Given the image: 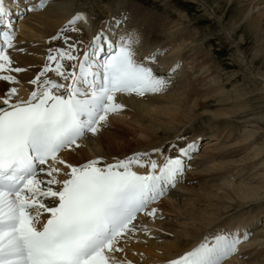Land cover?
I'll return each mask as SVG.
<instances>
[{"label": "snow or ice", "instance_id": "snow-or-ice-1", "mask_svg": "<svg viewBox=\"0 0 264 264\" xmlns=\"http://www.w3.org/2000/svg\"><path fill=\"white\" fill-rule=\"evenodd\" d=\"M24 3L23 11L31 13L44 10L48 0ZM127 20L121 14L106 22L113 31L97 30L81 49L83 41L67 35L89 22L77 12L46 41L63 46L47 49L40 72L28 81L33 89L27 98H19L15 86L0 98V264H132L117 258L125 251L121 242L140 243L138 232L156 239L138 217L163 219L151 206L181 182L198 141L170 144L175 155L153 148L111 162L97 157L74 165L61 155L80 148L110 116L124 112L119 96L164 94L180 67L176 63L157 74L152 65L165 55L160 49L139 60L142 34L135 28L119 31ZM0 27V81L18 85L11 73L26 69L12 67L8 54L16 30L5 0H0ZM49 72L66 83L48 78ZM249 239L246 230L205 235L167 264H225Z\"/></svg>", "mask_w": 264, "mask_h": 264}, {"label": "bare ground", "instance_id": "bare-ground-1", "mask_svg": "<svg viewBox=\"0 0 264 264\" xmlns=\"http://www.w3.org/2000/svg\"><path fill=\"white\" fill-rule=\"evenodd\" d=\"M19 1L6 0L13 7L16 5L17 9L23 8ZM193 1L199 2L206 13L220 23L217 14L204 1ZM239 1L246 4L243 19L246 20L253 15L264 19V0ZM77 12L86 14L89 22L87 25H78L81 30L79 33L67 35L73 40H82L81 49L97 30L103 29L111 33L113 29H109L106 22L119 19L121 14H125L128 20L120 25L119 31L135 28L143 36V42L137 48L139 60L160 49L165 51V55L159 57L152 65L157 74H166L176 63H179L180 67L164 94L144 97L119 96L118 100L125 105L124 112L110 116L107 125L98 135L92 137L89 134L81 142L80 148L63 152L61 155L65 161L78 165L102 157L105 161L111 162L113 158L122 159L134 152L162 148V143L158 140L169 138L166 136L162 139L159 137L160 134L171 136L169 143L179 145L181 141H177L176 138L180 131L191 127L198 118L205 115L216 124L225 123L227 120L228 124H231L235 111L205 110L211 106L209 104L211 100H215L218 106L230 101L226 99L228 94L223 91L219 71L213 70L209 63L208 51H204L205 45L198 46L196 37L187 33L182 21L176 19L177 21L169 22L167 25L152 23L151 26H144L136 18V13L130 9L124 11L118 5L112 8L108 5H87L77 0H48L44 10L27 14L23 19L21 28L16 31L15 48L9 49L8 54L13 61L12 67L26 71L11 73L20 81L18 85L0 81V98H3L13 86L19 89V98H27L33 89V85L28 81L40 72L45 63L47 49L63 46L62 42L53 41L49 44L46 41ZM234 43L237 45L235 41ZM47 76L57 82L66 83L51 72ZM258 80L264 89V79L259 77ZM3 86L6 92L2 94ZM243 121L249 124L248 127L252 131H246L245 127L242 131L237 130L236 134L227 132L228 136L216 130L209 139L198 142L202 150L199 148L193 154V158L187 161L182 183L167 198L152 206L159 210L158 217L162 215L164 218L170 214V218L166 220L156 218L153 221L143 215L138 217L140 223L146 225L151 230V236L156 239L138 232L135 239L141 242L128 244L121 242L125 251L116 254L118 259H127L132 264H167L169 260L176 259L196 247L205 235H212L206 232L213 229L217 231L222 221L228 219L229 211L236 210L238 215H243L244 213L240 211H244L253 203L255 205L263 203L264 206V153L261 146H264V138L259 136L254 126L256 121L263 122L264 116H254ZM137 130L144 135V139H136ZM128 136H132V139H128ZM193 140H189L188 143ZM234 153L240 154L239 158H235ZM166 154L174 155L169 151ZM153 158L157 159L158 163H163L162 158L158 156ZM239 206L244 208L237 210ZM263 217L264 207L258 214H253L245 218L246 220L239 219L232 225L235 230L238 228L241 234L245 230L251 234L250 239L239 246L238 253L225 261V264H264V221L259 224Z\"/></svg>", "mask_w": 264, "mask_h": 264}, {"label": "rangeland", "instance_id": "rangeland-1", "mask_svg": "<svg viewBox=\"0 0 264 264\" xmlns=\"http://www.w3.org/2000/svg\"><path fill=\"white\" fill-rule=\"evenodd\" d=\"M202 1L217 14L216 17L217 19L219 18L220 23L209 15V13H206L199 2L193 0H77V2L87 5H108L111 8L118 5L124 11L130 9L131 12L136 13V18H138L144 26H151L154 23L158 25H167L169 22H173L177 19L183 22L182 25L185 26L184 28L187 29L188 34L196 37L198 46H202V44L205 45L204 51H208L209 63L212 65L213 70L217 69V71H219L218 74L223 85V91L226 95L228 94L226 99L228 98L230 101L226 102L224 104L225 106H218L215 100H211L209 101L211 106L205 108V110L216 112L217 109H227L235 111L236 113H234L232 117L233 120H231V124H228V120L226 121L227 123L219 124V122H217L216 124L208 118L207 115L198 118L191 127L180 131L178 137H184V140L181 141L180 144L188 143L191 139L204 142V140L209 139L211 134L216 130L219 131V133L227 134V132L231 131L236 134L237 130L242 131L246 127V131H252V129L248 127L249 124L243 123V120L252 119L254 116H264V89L262 83L258 80L259 77L264 79V19H259L255 15H251L252 17L246 20L243 19L246 4L239 0ZM96 16L98 17V15ZM256 20H258V23H256ZM227 34L231 38L228 37ZM233 40L237 45H235ZM1 92L2 94L6 92L4 86ZM229 107H231V109ZM202 109L199 112H201ZM212 125L216 126L213 127ZM254 126L255 130H258L259 136L264 138V121H256ZM139 132L140 131L137 130L136 139H144V135ZM166 136L169 139L163 141L158 140L161 141L160 143H162L161 146L165 154L168 152L167 149L170 145L169 140L171 136L168 137L167 134L164 136L163 134L159 135L162 139ZM128 137V139H132V136ZM261 146L263 147L264 153V146ZM173 154L175 155L174 152ZM239 156L240 154L234 153L235 158H239ZM254 205L253 203L252 206L246 207L244 211H240L244 213L243 215H238L236 210L229 211V217L227 216L228 219H222L223 221L221 225H219L220 228H218L217 231H214L215 229L208 231L206 234H212L209 235V237H212L219 232L227 233L234 231L235 229L232 225L237 220H243L253 214H258L264 207L263 203H261V205ZM238 208L237 210H240L244 207L239 206ZM169 215L170 214L164 216L163 219H169ZM262 221H264V217L259 221V224ZM236 230L239 229L236 228ZM199 243L200 242H198L197 245Z\"/></svg>", "mask_w": 264, "mask_h": 264}]
</instances>
